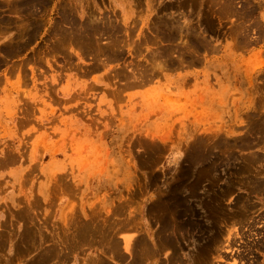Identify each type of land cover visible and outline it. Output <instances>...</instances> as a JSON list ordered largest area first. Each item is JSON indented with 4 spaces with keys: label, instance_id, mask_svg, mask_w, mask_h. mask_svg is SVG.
I'll list each match as a JSON object with an SVG mask.
<instances>
[{
    "label": "rangeland",
    "instance_id": "1",
    "mask_svg": "<svg viewBox=\"0 0 264 264\" xmlns=\"http://www.w3.org/2000/svg\"><path fill=\"white\" fill-rule=\"evenodd\" d=\"M0 264H264V0H0Z\"/></svg>",
    "mask_w": 264,
    "mask_h": 264
},
{
    "label": "bare ground",
    "instance_id": "2",
    "mask_svg": "<svg viewBox=\"0 0 264 264\" xmlns=\"http://www.w3.org/2000/svg\"><path fill=\"white\" fill-rule=\"evenodd\" d=\"M166 234H167V233H166ZM135 239H136V238H135ZM218 242H219V241H218ZM145 243H146V242H145ZM133 245H134V244H133ZM163 245H165V243H164ZM165 246H167V245H165ZM146 247H147V246H146ZM150 251H151V250H150ZM143 255L145 256V254H143ZM148 255H149V254H148ZM144 256H143V257H144ZM140 263H141V262H140Z\"/></svg>",
    "mask_w": 264,
    "mask_h": 264
}]
</instances>
